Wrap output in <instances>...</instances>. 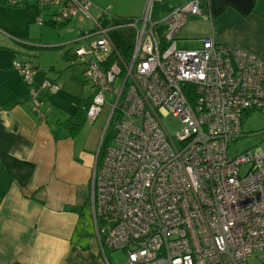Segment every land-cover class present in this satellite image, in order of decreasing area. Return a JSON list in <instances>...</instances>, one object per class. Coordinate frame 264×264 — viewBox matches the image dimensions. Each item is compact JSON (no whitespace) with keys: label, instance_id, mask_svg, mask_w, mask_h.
<instances>
[{"label":"built area","instance_id":"obj_1","mask_svg":"<svg viewBox=\"0 0 264 264\" xmlns=\"http://www.w3.org/2000/svg\"><path fill=\"white\" fill-rule=\"evenodd\" d=\"M35 1L56 7L48 20L37 17L42 25H62L79 11L90 17L89 0ZM205 5L185 0L155 20L148 2L138 18L107 26L94 20L73 49L94 87L86 119L109 109L90 177L91 208L98 240L126 252L120 264H248L250 256L264 264V148L235 157L227 151L243 136L244 114L264 113V61L210 37L179 48L178 31L189 16H207ZM125 26L135 36L121 49L109 32ZM14 68L32 83L31 63ZM59 89L49 79L40 85ZM167 113L180 120L174 137L161 120Z\"/></svg>","mask_w":264,"mask_h":264},{"label":"crops","instance_id":"obj_2","mask_svg":"<svg viewBox=\"0 0 264 264\" xmlns=\"http://www.w3.org/2000/svg\"><path fill=\"white\" fill-rule=\"evenodd\" d=\"M15 1L18 6L14 7L3 0L0 11H15L29 3L39 8L35 0ZM162 1L89 0L88 18L100 24L107 19L101 24L104 26L131 20L140 17L151 2L152 17L159 20L185 0H166L169 9L155 15L153 4ZM203 1L207 16H189L177 33L176 44L178 39H187L192 43L189 48H196L201 39L210 37L252 52L264 61V0ZM39 10L35 21L39 16L48 20L54 12ZM43 25L53 26L48 22ZM161 26L159 33L157 28ZM9 28L12 26L0 18V32L6 34ZM155 30L163 35L160 43L165 44L166 26L159 23ZM122 39L119 43L112 40L121 49L132 45L133 39L122 46ZM30 41L22 43L33 46ZM66 52L69 54V50ZM34 68L30 84L14 63L0 57V264H120L96 235L90 180L99 145L95 134L94 139L81 143L78 131L70 134L60 118L49 113L42 96L47 92L40 90V84L45 79L56 80L38 74ZM34 90L37 105L32 97Z\"/></svg>","mask_w":264,"mask_h":264},{"label":"rangeland","instance_id":"obj_3","mask_svg":"<svg viewBox=\"0 0 264 264\" xmlns=\"http://www.w3.org/2000/svg\"><path fill=\"white\" fill-rule=\"evenodd\" d=\"M3 5V0H0V6ZM55 8V6L37 8L34 4L29 3L24 8H17L15 11H0V18L12 26V29L9 28L10 31L5 30L6 34L0 32V57L5 56L11 63H22L27 60L34 67H37L38 74L43 76L46 74L47 77L56 80L60 85V89L57 92L44 93L42 96L49 113L54 114L55 118H60L63 122L81 99L90 96L94 91L92 83L83 76L81 59L76 57L70 59L63 56V53L68 50L69 55H72L73 48H77L82 44L79 40L81 33L91 28L94 22L86 17L82 11L77 12L74 17L63 25H42L35 21L39 9H43V11L51 9L53 11ZM106 21L107 19H103L101 24L106 23ZM157 29L160 33L163 26ZM109 35L117 43H119L121 37L124 38L123 41H120L123 46L132 41L135 31L132 28L121 27L111 30ZM159 37L162 39L160 42L163 43V35ZM30 40H34V42ZM22 41H30L34 45L27 46ZM177 46L179 48H189L192 47V43L187 39H178ZM115 84L119 85V82L116 81ZM107 100L111 102L113 98L108 96ZM108 112V106L105 105L94 122L85 119L76 135L81 143H84L87 139H94L92 134H95V141L99 144L107 122ZM161 120L167 132L174 137L175 132L180 127L179 118L172 113H167L161 117ZM111 129L112 123L109 124L107 132L109 133ZM241 132L242 137L228 143L227 151L230 157H235L250 148H264V113L258 110L245 113L241 120ZM108 142L113 143L112 139ZM244 170L243 167L242 171ZM90 209V201L87 199L85 210L88 216ZM109 252L112 253L111 256L117 263L123 262L126 257L124 250L111 249ZM247 263L259 264L260 261L256 256H250Z\"/></svg>","mask_w":264,"mask_h":264},{"label":"trees","instance_id":"obj_4","mask_svg":"<svg viewBox=\"0 0 264 264\" xmlns=\"http://www.w3.org/2000/svg\"><path fill=\"white\" fill-rule=\"evenodd\" d=\"M8 5L15 7V6H18V3L17 1L13 3L8 0ZM163 9H167V10L169 9L168 2L166 0L153 4V12L155 15H158L161 11H164ZM52 25L55 26L54 24ZM63 56H65L66 58H70V59L75 58L73 55L67 54V52H64ZM90 99H91V96L81 99V101L78 103L76 108L72 111V113L62 122L70 134L76 133L79 130V128L83 125L86 119L85 111L88 106V103L90 102Z\"/></svg>","mask_w":264,"mask_h":264}]
</instances>
